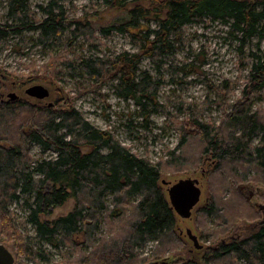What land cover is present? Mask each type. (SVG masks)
I'll return each instance as SVG.
<instances>
[{
  "label": "trees",
  "instance_id": "trees-1",
  "mask_svg": "<svg viewBox=\"0 0 264 264\" xmlns=\"http://www.w3.org/2000/svg\"><path fill=\"white\" fill-rule=\"evenodd\" d=\"M29 1L3 0L0 43L35 33L37 45L64 50L82 37L94 39L98 31L106 38L113 32H127L138 47L137 53L123 52L114 58L67 59L65 52H58L33 70L41 73L33 82L55 80L62 73L58 66L68 73L79 70L81 76L96 83L113 79L116 96L132 101L144 121L160 108L157 96L163 80L140 72L142 59H148L156 73L166 67L181 80L196 74V67L200 69L205 63L196 66V56L182 65L169 63L182 49L184 27L206 19L228 25L240 50L264 33V0H88L125 15L116 24L98 30L90 22L70 21L62 0H49L37 11L29 7ZM246 59V86L223 110L219 124L202 123L193 114L186 124L189 131L179 144L182 147L190 138H197L201 155L215 164L212 178L218 176L232 187L243 182L264 186V112L254 109V102L264 101V52H250ZM231 87L224 88L228 91ZM31 145L55 156L35 160L29 155ZM169 159L175 164L178 161L173 151ZM160 169V163L154 165L132 154L73 107L41 108L16 102L0 105V221L6 228H14L11 206L26 196L23 205L34 236L20 244L22 256L32 262H50L43 245L67 249L61 264H145L172 254L182 241L176 233L177 215L159 184ZM70 199L74 207L66 216L49 222L40 219ZM198 211L206 217H221L215 197ZM101 226L105 234L97 236ZM150 241L156 242L152 258L139 259L136 250ZM231 257L246 264H264V216L245 237L219 245L204 263Z\"/></svg>",
  "mask_w": 264,
  "mask_h": 264
},
{
  "label": "rangeland",
  "instance_id": "rangeland-1",
  "mask_svg": "<svg viewBox=\"0 0 264 264\" xmlns=\"http://www.w3.org/2000/svg\"><path fill=\"white\" fill-rule=\"evenodd\" d=\"M48 1L30 0L29 7L37 11L38 6H45ZM246 1L256 3L261 0ZM62 4L68 11L67 17L70 21L90 22L95 30L116 24L125 17L120 11L107 10L103 5L93 1L62 0ZM4 13L2 0L0 14ZM150 26L154 28V23H150ZM183 32L182 49L177 50L169 63L182 65L193 61L195 56L196 66H199V62L205 63L200 69L196 67V74L181 80V76L175 77L166 67L160 74L156 73L150 61L142 59L140 72L146 71L163 80L157 96L160 108L147 121L143 120L138 107L132 101H123L116 96V81L113 79L96 83L81 76L79 70L68 73L63 66H58L57 69L62 73L55 80L33 82L41 75L33 73V70L41 68L49 62L51 56L56 57L62 52H65L64 58L67 59L94 56L114 58L123 52L137 53L138 47L127 32H113L106 38L96 31L94 39L89 36L82 37L64 50L37 45L35 33H23L7 43H0V98L7 100V95L14 93L18 97L16 103L41 108L56 106L75 108L89 124L109 132L132 154L147 159L154 165L160 163L159 184L165 192L167 186L162 184L163 180L171 184L186 178L199 181L201 196L190 218L183 219L177 216L176 233L182 244L176 246L172 254H165L162 259L149 260L145 264L163 261L166 264H185L193 261L206 264L204 259L211 258L213 249L222 243H229L233 238L245 237L248 229L264 216V210L260 209V206H264V186L243 182L232 187L225 185L218 176L212 178L210 173L215 164L208 157L201 155L202 147L197 138H190L184 146L179 147L183 136L189 131L186 124L193 114L197 115L202 123L215 127L219 124L226 106L241 96L249 70L244 67L246 57L250 52L258 50L264 52V33L262 38L251 39L240 50L239 43L234 39L228 25L217 21L206 19L201 24L184 27ZM196 79L200 82L195 81ZM224 81L229 83L223 84ZM229 84L232 87L227 91L224 87ZM35 85L46 88L48 97L36 99L25 94L28 88ZM254 109L264 112V101L254 102ZM172 151L174 156L178 157L176 164L171 163L169 159V152ZM29 155L35 160L55 156L50 152L42 153L37 145L30 146ZM213 197L221 209L219 219L206 217L204 213L198 211L207 207ZM26 199L24 196L19 204L11 206L14 228H6L0 221V244L12 254L14 264H61L67 255V249L64 247L52 248L43 245V251L50 254L48 263L41 261L35 263L22 256L20 243H25L27 238L34 236V229L28 223V210L23 205ZM73 207L74 201L70 199L55 208L49 216H41L40 219L53 221L66 216ZM187 229L197 237L201 249H196L187 238ZM104 234L105 228L101 226L97 236ZM155 246L156 242L150 241L143 248L136 250L138 258H152ZM89 249L85 248L84 251ZM211 264L246 263L231 257Z\"/></svg>",
  "mask_w": 264,
  "mask_h": 264
},
{
  "label": "water",
  "instance_id": "water-1",
  "mask_svg": "<svg viewBox=\"0 0 264 264\" xmlns=\"http://www.w3.org/2000/svg\"><path fill=\"white\" fill-rule=\"evenodd\" d=\"M25 94L36 99H44L48 97L47 89L41 85H35L28 88L25 91ZM8 98L10 100H15L18 97L12 93L8 95ZM162 184L167 186V197L175 214L183 219L190 218L191 212L198 204L201 196L199 181L197 179L186 178L179 179L172 184L163 180ZM260 209L264 210V206H260ZM186 236L196 249L201 248L197 237L192 234L191 230H186ZM0 264H14V257L2 244H0ZM150 264H166V262H153Z\"/></svg>",
  "mask_w": 264,
  "mask_h": 264
},
{
  "label": "flooded vegetation",
  "instance_id": "flooded-vegetation-1",
  "mask_svg": "<svg viewBox=\"0 0 264 264\" xmlns=\"http://www.w3.org/2000/svg\"><path fill=\"white\" fill-rule=\"evenodd\" d=\"M12 94V93H11ZM8 95H10V94H8ZM8 95H7V98H8ZM9 99V98H8ZM3 100V98L1 97L0 98V105H2V104H8V103H10V102H15L18 98H16L15 100ZM241 190H243V188H241ZM230 243V242H229ZM225 243H222L221 245H224ZM228 244V243H227ZM201 249V248H200ZM214 251L215 250H217V248H215V249H213ZM212 250V251H213Z\"/></svg>",
  "mask_w": 264,
  "mask_h": 264
}]
</instances>
